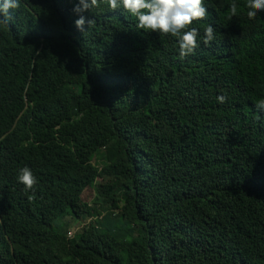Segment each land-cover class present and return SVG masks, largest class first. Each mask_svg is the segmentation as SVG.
Segmentation results:
<instances>
[{
	"label": "trees",
	"instance_id": "obj_1",
	"mask_svg": "<svg viewBox=\"0 0 264 264\" xmlns=\"http://www.w3.org/2000/svg\"><path fill=\"white\" fill-rule=\"evenodd\" d=\"M74 3L0 28V264H264V12L204 0L215 39L179 59L106 6L78 31Z\"/></svg>",
	"mask_w": 264,
	"mask_h": 264
},
{
	"label": "clouds",
	"instance_id": "obj_2",
	"mask_svg": "<svg viewBox=\"0 0 264 264\" xmlns=\"http://www.w3.org/2000/svg\"><path fill=\"white\" fill-rule=\"evenodd\" d=\"M21 0H0V28H7L12 16V10L20 7ZM109 11L120 10L135 18V28L148 30L175 37L176 52L179 59L191 56L201 44L209 46L214 41V28L211 24L203 27L202 32L196 27H188L193 21L203 20L207 14L204 0H75L72 12L77 15L74 27L82 31L86 22L83 13H90L103 7ZM228 9L235 15L237 4L235 0L229 4ZM246 16L248 19L257 17V13L264 12V0H246ZM223 91L216 96L219 104L225 102ZM255 108L258 115L264 116V99L260 100ZM16 182L23 186L25 191L32 189L37 179L32 170L21 167L16 172Z\"/></svg>",
	"mask_w": 264,
	"mask_h": 264
},
{
	"label": "rangeland",
	"instance_id": "obj_3",
	"mask_svg": "<svg viewBox=\"0 0 264 264\" xmlns=\"http://www.w3.org/2000/svg\"><path fill=\"white\" fill-rule=\"evenodd\" d=\"M95 162H98V163H100V161L98 160V159H95ZM83 199L87 202V203H89V204H91V203H93V200H95V196H94V193H93V191L92 190H88V191H86L85 193H84V195H83ZM67 220H69V225L67 226V228H66V231H67V237H68V232H72V233H74V235H75V233L77 232V231H79V229H81L82 228V226L84 225V224H86L87 223V219L86 220H83L82 222L81 221H79V220H70L69 218H66V220L65 221H67ZM72 233H71V235H72Z\"/></svg>",
	"mask_w": 264,
	"mask_h": 264
}]
</instances>
